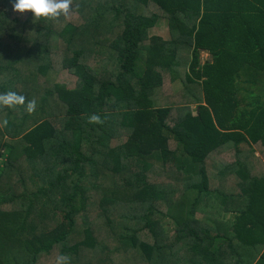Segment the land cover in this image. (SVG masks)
<instances>
[{
	"label": "trees",
	"instance_id": "16d2710c",
	"mask_svg": "<svg viewBox=\"0 0 264 264\" xmlns=\"http://www.w3.org/2000/svg\"><path fill=\"white\" fill-rule=\"evenodd\" d=\"M69 8L0 0V264H264V0Z\"/></svg>",
	"mask_w": 264,
	"mask_h": 264
},
{
	"label": "clouds",
	"instance_id": "9594fccd",
	"mask_svg": "<svg viewBox=\"0 0 264 264\" xmlns=\"http://www.w3.org/2000/svg\"><path fill=\"white\" fill-rule=\"evenodd\" d=\"M71 0H12V9L21 13L30 11L34 18H55L60 15H68ZM0 104L11 107L14 104H24V97L13 91L0 93ZM35 107V101H28L25 108L31 112ZM90 122H99V117L92 115ZM4 123H7L4 121ZM55 264H69V257L61 254L56 257Z\"/></svg>",
	"mask_w": 264,
	"mask_h": 264
},
{
	"label": "rangeland",
	"instance_id": "374dc122",
	"mask_svg": "<svg viewBox=\"0 0 264 264\" xmlns=\"http://www.w3.org/2000/svg\"><path fill=\"white\" fill-rule=\"evenodd\" d=\"M26 12V11H25ZM23 12V13H25ZM21 13V14H23ZM165 18H162L159 20V23H158V27L157 28H152L150 29V33L153 34V33H158V34H162V35H166L167 36V32H166V29H165ZM167 21V20H166ZM210 58V56H209ZM204 61L201 59V63H203ZM57 80L61 83H64L66 84L67 86L69 87H74L75 86V83H76V77L71 74L67 69H63L60 71L58 77H57ZM180 87V83L179 82H175L174 84H172V89L174 91H177ZM253 91L257 94H259L261 96V99H264V81H260V85L258 88H253ZM194 107V106H193ZM255 150V149H254ZM259 154V152H258ZM260 159L261 161L263 160L264 162V155L261 154L260 157L258 158ZM227 217H231L230 214H226ZM167 228L169 230H172V228L168 225Z\"/></svg>",
	"mask_w": 264,
	"mask_h": 264
},
{
	"label": "crops",
	"instance_id": "0c3cea01",
	"mask_svg": "<svg viewBox=\"0 0 264 264\" xmlns=\"http://www.w3.org/2000/svg\"><path fill=\"white\" fill-rule=\"evenodd\" d=\"M158 23H159V21H158ZM158 23L153 27V28H157L158 27ZM165 29H166V32H167V36L166 35H162V34H158V33H153V34H155V35H159V36H161V37H163L164 39H169V37H170V34H169V30H168V24H167V21L165 20ZM151 34V33H150ZM209 56H210V58H209ZM200 58L203 60V61H206V60H208V59H211V55H210V53L209 52H207V51H201L200 52ZM69 87V86H68ZM69 88H72V87H69Z\"/></svg>",
	"mask_w": 264,
	"mask_h": 264
}]
</instances>
